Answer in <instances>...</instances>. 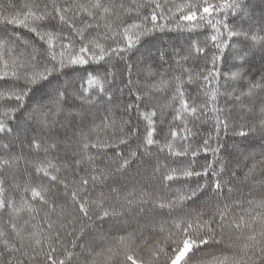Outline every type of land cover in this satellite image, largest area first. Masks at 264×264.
<instances>
[{"label":"snow or ice","instance_id":"6c2138e0","mask_svg":"<svg viewBox=\"0 0 264 264\" xmlns=\"http://www.w3.org/2000/svg\"><path fill=\"white\" fill-rule=\"evenodd\" d=\"M169 29L187 47L144 48ZM80 66L92 71L77 78ZM197 80L213 87L199 105L185 99ZM163 91L184 126L161 141ZM189 120L211 121L202 143ZM0 264H264V4L0 6Z\"/></svg>","mask_w":264,"mask_h":264},{"label":"trees","instance_id":"16d2710c","mask_svg":"<svg viewBox=\"0 0 264 264\" xmlns=\"http://www.w3.org/2000/svg\"><path fill=\"white\" fill-rule=\"evenodd\" d=\"M29 2H33V0H0V6H6L9 3H13V4H16L19 6V5H22L24 3H29ZM248 2L255 6L257 13H259L261 5L264 4V0H248ZM17 30L19 31L21 36H25L27 33V30L23 29V28H18ZM195 31L198 33H205V32H207L209 34L211 33L210 28H207V29L200 28V29H197ZM188 39H189V37H188L187 33H185L184 35H181L175 29H169V30H167V34H165V33L154 34L152 39L145 43L144 48L151 50L153 53H155L157 48H161V47H165V46H168V47L175 46L176 49L179 50L181 47H187ZM199 39L202 40L203 36H200ZM192 40L196 41L197 37L193 36ZM212 51H214V49H212ZM200 55H203V54H200ZM189 63L191 64V61ZM233 63H238V61L233 62L231 59H229L227 63H221L220 65H218V67L222 73V76H221L220 81H219L221 86L225 85V78L224 77L226 74L229 73V70L232 68ZM258 63H259V61L257 59V65H258ZM188 66L189 65H185V67H188ZM192 66L195 67V65H192ZM199 66L203 67V61L202 60L199 61ZM80 67H83V68L76 73L77 78H79L81 76H87V74L92 71V68H90L88 66H80ZM185 79H187V77H185ZM84 86L88 87L87 79H85V81H84ZM160 87L161 86L159 84H157V88H160ZM163 87L167 88L168 86L164 85ZM233 87H237V88L243 87V82L241 81L239 84H233L231 81H228V84H227L228 90L231 91V89ZM155 90L156 89H154V91ZM223 90H224L223 87H221V91H223ZM212 91H213V87L209 86L207 88L208 95L206 96L205 90L200 87V82L197 80L196 82H193V83L186 85L185 99H187L189 101V103H192V101L195 100L197 105L203 104V103L208 102L209 96L211 95ZM236 94H238V93H236ZM161 95L166 96L169 100V103L172 104V101H171L172 92L171 91H163L161 93ZM226 99H228V98L220 96L218 98V105L220 107H223ZM175 106H176L175 104H172V107L166 109V112L168 114H167V118L165 120V123L163 125H161L159 122V118H158L159 114H158L157 124H156V133L154 134V139L163 141L164 135L161 133L160 129L163 128L164 133H167L169 131V127H168L169 122H171L172 127L176 128L177 131H179L180 129L183 128L184 125H183V123H181L180 120H178V119L173 120V116L175 115L173 108ZM142 111L151 112L152 109H147V110L142 109ZM143 124L146 125L147 121L144 120ZM188 126L190 129H192L193 132L197 133V138H198L199 142L202 143L201 138L204 137V135L211 130V121H209L207 123H202L200 121L189 120ZM63 134L64 133L61 131V135H63ZM230 136H231V133H229V137ZM229 137H225L223 134H221L220 144L221 145L226 144L230 148L232 141L229 139ZM211 144H212L213 148H215L217 146V144L215 142V136L214 135H213ZM56 154H59V153H56ZM43 155H44L43 153H40L38 159H43ZM221 155H224L223 149H222ZM205 156H206L207 162L212 163L213 157H212L211 152H209L207 154L201 153V156L198 158V164H204L205 163ZM257 158L259 159V157H257ZM249 163H251V161H249ZM173 166H175V165H173ZM20 167H21V169H23L25 167L23 160L20 161ZM209 175H210V173H209ZM24 179H27V177L25 176ZM68 180H71L70 175L68 176ZM5 187H7V185H5ZM243 192H244L245 196H247L248 189L247 188L243 189ZM11 194L16 195V193H11ZM160 194H163V192L161 191ZM249 198H251V197H249ZM17 199H18V197H17ZM3 218L6 220L7 216L5 215Z\"/></svg>","mask_w":264,"mask_h":264}]
</instances>
